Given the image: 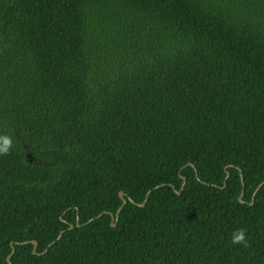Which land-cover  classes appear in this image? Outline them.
I'll use <instances>...</instances> for the list:
<instances>
[{
    "label": "trees",
    "instance_id": "16d2710c",
    "mask_svg": "<svg viewBox=\"0 0 264 264\" xmlns=\"http://www.w3.org/2000/svg\"><path fill=\"white\" fill-rule=\"evenodd\" d=\"M0 135V264H264V0H0Z\"/></svg>",
    "mask_w": 264,
    "mask_h": 264
},
{
    "label": "clouds",
    "instance_id": "9594fccd",
    "mask_svg": "<svg viewBox=\"0 0 264 264\" xmlns=\"http://www.w3.org/2000/svg\"><path fill=\"white\" fill-rule=\"evenodd\" d=\"M12 147V139L7 135H0V155H6L9 153ZM230 243L232 245L247 246V239L245 229L237 228L232 231L230 235Z\"/></svg>",
    "mask_w": 264,
    "mask_h": 264
},
{
    "label": "water",
    "instance_id": "95a60500",
    "mask_svg": "<svg viewBox=\"0 0 264 264\" xmlns=\"http://www.w3.org/2000/svg\"><path fill=\"white\" fill-rule=\"evenodd\" d=\"M189 167H192L191 165H188ZM226 173V178H228V174H227V172H225ZM195 176H196V173H195ZM185 183H186V181H185V179L184 178H182V187L185 185ZM264 185V183H262V184H260L259 186H258V188L256 189V191H255V193L262 187ZM159 187H156L155 188V190L156 189H158ZM176 195H179V193L180 192H174ZM150 194V192L146 195V199H147V197H148V195ZM242 197V195L240 196V198ZM118 198H119V200L121 201V206L119 207V209L117 210V212H116V215H115V217H113V216H110L111 217V221L112 222H115L116 220H117V217H118V215H119V213L121 212V210L126 206V203H127V200L125 199V196H124V194L122 193V192H119V194H118ZM146 201V200H145ZM240 201V200H239ZM131 204H133V205H135L133 202H131V201H129ZM136 206H138V207H144V203L143 204H141V205H136ZM90 222V221H89ZM78 219L76 220V227H79L78 226ZM111 227L112 228H114L115 227V224L114 223H112L111 224ZM72 226H69V229L68 230H72ZM61 235H62V233H60L59 234V236H58V239H60V237H61ZM32 245H33V253H34V250H35V248H36V243L35 242H32L31 243ZM13 247L11 246V254L13 253ZM11 254L7 257V259H6V261H7V263H10V257H11Z\"/></svg>",
    "mask_w": 264,
    "mask_h": 264
}]
</instances>
